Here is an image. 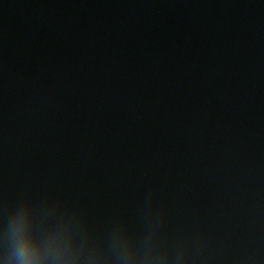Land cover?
I'll list each match as a JSON object with an SVG mask.
<instances>
[{"label":"clouds","instance_id":"9594fccd","mask_svg":"<svg viewBox=\"0 0 264 264\" xmlns=\"http://www.w3.org/2000/svg\"><path fill=\"white\" fill-rule=\"evenodd\" d=\"M204 241L171 236L164 213L146 198L142 227L116 221L98 232L83 212L29 197L0 215V264H203Z\"/></svg>","mask_w":264,"mask_h":264}]
</instances>
